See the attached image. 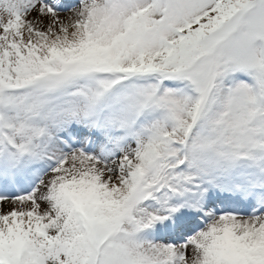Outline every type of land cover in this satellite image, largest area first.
<instances>
[{"label": "snow or ice", "instance_id": "1", "mask_svg": "<svg viewBox=\"0 0 264 264\" xmlns=\"http://www.w3.org/2000/svg\"><path fill=\"white\" fill-rule=\"evenodd\" d=\"M0 264H264V0H0Z\"/></svg>", "mask_w": 264, "mask_h": 264}]
</instances>
